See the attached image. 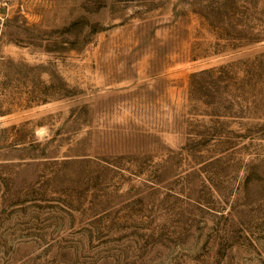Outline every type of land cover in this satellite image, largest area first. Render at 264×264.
Returning a JSON list of instances; mask_svg holds the SVG:
<instances>
[{"label":"rangeland","instance_id":"obj_1","mask_svg":"<svg viewBox=\"0 0 264 264\" xmlns=\"http://www.w3.org/2000/svg\"><path fill=\"white\" fill-rule=\"evenodd\" d=\"M224 1L0 0V264H264V0Z\"/></svg>","mask_w":264,"mask_h":264},{"label":"trees","instance_id":"obj_2","mask_svg":"<svg viewBox=\"0 0 264 264\" xmlns=\"http://www.w3.org/2000/svg\"><path fill=\"white\" fill-rule=\"evenodd\" d=\"M225 2V4L226 3H228L229 2V0H226V1H224ZM222 4H223V1L221 2ZM212 72V71H211ZM35 99V98H34ZM7 112H0V115H4V114H6ZM27 125V122L26 123H24V124H22L21 126L23 127V126H26ZM18 126H12L11 127V129H6V130H4V131H15V134H16V137L14 138V140H13V142L11 143V146L12 147H17V146H19V145H22L23 147H25V142H24V138H23V136L21 135V133L20 134H18V132H19V130L20 129H18L17 128ZM14 134V135H15ZM15 149H17V148H15Z\"/></svg>","mask_w":264,"mask_h":264}]
</instances>
